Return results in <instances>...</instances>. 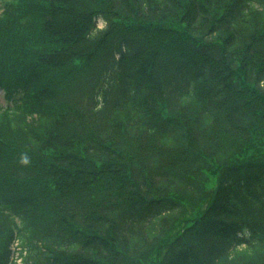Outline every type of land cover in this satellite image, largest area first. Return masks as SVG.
<instances>
[{
	"label": "trees",
	"instance_id": "16d2710c",
	"mask_svg": "<svg viewBox=\"0 0 264 264\" xmlns=\"http://www.w3.org/2000/svg\"><path fill=\"white\" fill-rule=\"evenodd\" d=\"M0 2V264H264V0Z\"/></svg>",
	"mask_w": 264,
	"mask_h": 264
},
{
	"label": "rangeland",
	"instance_id": "374dc122",
	"mask_svg": "<svg viewBox=\"0 0 264 264\" xmlns=\"http://www.w3.org/2000/svg\"><path fill=\"white\" fill-rule=\"evenodd\" d=\"M1 6H2V2H0V7H1ZM98 25L101 26V27H103V26L105 25L104 20L101 19V18L98 19ZM1 91H2V90L0 89V103L3 101V100H2V97H1V96L3 95V93H2L3 91H2V92H1Z\"/></svg>",
	"mask_w": 264,
	"mask_h": 264
}]
</instances>
